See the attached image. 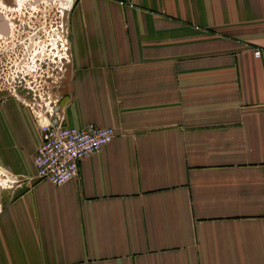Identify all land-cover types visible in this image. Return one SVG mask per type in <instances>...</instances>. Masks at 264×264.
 <instances>
[{
  "label": "crops",
  "instance_id": "crops-1",
  "mask_svg": "<svg viewBox=\"0 0 264 264\" xmlns=\"http://www.w3.org/2000/svg\"><path fill=\"white\" fill-rule=\"evenodd\" d=\"M67 22L65 126L114 138L54 186L0 100V264H264V0H76Z\"/></svg>",
  "mask_w": 264,
  "mask_h": 264
},
{
  "label": "rangeland",
  "instance_id": "rangeland-1",
  "mask_svg": "<svg viewBox=\"0 0 264 264\" xmlns=\"http://www.w3.org/2000/svg\"><path fill=\"white\" fill-rule=\"evenodd\" d=\"M72 3L75 4V0H10L0 4V19L8 26L7 32L0 34V100L15 99L13 94H16L15 100L27 109L16 87L21 75L25 80L35 77V84L29 85L43 93V81L54 74L50 66L54 65L52 60H56L54 55H59V39L65 34ZM52 91L50 100L53 102L61 93ZM63 104L62 99L58 105ZM9 181L12 180L0 176V210L17 192L15 183Z\"/></svg>",
  "mask_w": 264,
  "mask_h": 264
},
{
  "label": "built area",
  "instance_id": "built-area-1",
  "mask_svg": "<svg viewBox=\"0 0 264 264\" xmlns=\"http://www.w3.org/2000/svg\"><path fill=\"white\" fill-rule=\"evenodd\" d=\"M73 5V3L70 4L71 9ZM68 33L67 22L65 34L59 39V47L62 57L65 58L62 60L70 63ZM253 54L255 57H260L261 51L255 50ZM55 83L57 84H54L56 86L54 91L61 93V89L59 90L61 83L56 81ZM19 85L18 81L17 90ZM25 93L27 96H23L24 105L29 110L40 136L39 145L33 156L35 178L47 181L54 186H62L68 181L78 178L80 162L109 144L114 138V130L94 125L84 128L67 127L65 126L64 106L58 105L63 99L61 94L58 99L52 102L50 100V95L53 93L51 89H46L42 93L45 98L40 92L33 91L29 86L25 89ZM29 93L31 96H28ZM18 95L22 97L21 93ZM13 96L17 98L16 94ZM0 176L7 177L1 169ZM10 180H12L9 181L10 183L15 184L20 181L11 178Z\"/></svg>",
  "mask_w": 264,
  "mask_h": 264
},
{
  "label": "flooded vegetation",
  "instance_id": "flooded-vegetation-1",
  "mask_svg": "<svg viewBox=\"0 0 264 264\" xmlns=\"http://www.w3.org/2000/svg\"><path fill=\"white\" fill-rule=\"evenodd\" d=\"M9 1L10 0H0V4H6ZM54 57H56V60H52V63L54 65L51 64V66H50V70L53 71L54 74L52 73V74L48 75V77H49L48 81H43L44 85H42L43 87L41 88L42 92H44L46 89L55 90L56 86L54 84H57V83H55V81L61 83L60 86H59V90L62 89V87H63L65 74H66V71L68 70V67H69L70 63L65 62L64 60H62V59H65V58L62 57V53L60 51H59V55H57V56L54 55ZM46 65H47V68H48L49 65L48 64H46ZM17 81H19V84H20L19 85V91H20V93L23 96H27L26 93H25V89L28 86L31 87V89L33 91L37 92V90L33 89L34 85L33 86L29 85L30 83L36 82L35 81V77L32 78L31 80H25L24 76L21 75V76H19L17 78ZM33 84H35V83H33ZM28 96H31V94L29 93Z\"/></svg>",
  "mask_w": 264,
  "mask_h": 264
},
{
  "label": "water",
  "instance_id": "water-1",
  "mask_svg": "<svg viewBox=\"0 0 264 264\" xmlns=\"http://www.w3.org/2000/svg\"><path fill=\"white\" fill-rule=\"evenodd\" d=\"M8 30V26H7V23L0 19V34H5Z\"/></svg>",
  "mask_w": 264,
  "mask_h": 264
}]
</instances>
